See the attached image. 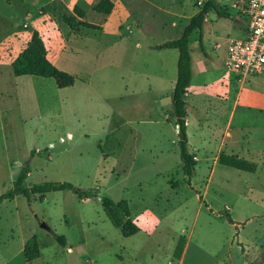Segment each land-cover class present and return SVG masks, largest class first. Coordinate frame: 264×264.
I'll use <instances>...</instances> for the list:
<instances>
[{"label": "rangeland", "instance_id": "rangeland-1", "mask_svg": "<svg viewBox=\"0 0 264 264\" xmlns=\"http://www.w3.org/2000/svg\"><path fill=\"white\" fill-rule=\"evenodd\" d=\"M111 1L107 19L93 10L99 0H0L3 58L18 51L22 33L40 29L59 64L79 81L63 91L62 118H41L52 92L42 88L38 98L27 77L2 66L0 196L13 189L21 170L28 187L70 183L96 193L85 200L64 190L42 201H3L0 264H264V74L237 81L224 67L227 41L246 27L236 8L242 0H215L227 18L211 11L202 47L197 31L190 39L186 122L189 152L197 159L191 187L176 127L166 121L173 120L178 53L158 46L177 39L206 0ZM74 5L102 31L70 30L61 18ZM205 86L211 93L204 95ZM220 90L229 94L227 105L201 111L203 97ZM204 123L216 129L205 130ZM103 197L113 205L126 200L139 232L123 237ZM33 236L40 256L26 263L22 248Z\"/></svg>", "mask_w": 264, "mask_h": 264}, {"label": "trees", "instance_id": "trees-1", "mask_svg": "<svg viewBox=\"0 0 264 264\" xmlns=\"http://www.w3.org/2000/svg\"><path fill=\"white\" fill-rule=\"evenodd\" d=\"M113 7L114 4L111 0H99L93 10L96 13L107 17L111 14ZM211 11H215L219 17L227 18L221 13V11L217 10L215 0H206L200 8L198 14L189 20V23L183 28L177 39L164 42L158 46L159 49H174L177 50L178 53L176 63V81L170 99L172 105V118L174 119V124L178 134L179 157L183 164L182 171L188 178L187 183L189 186L190 178L192 177L196 166L195 155L189 153L188 151V138L186 132L187 114L185 100L187 90L192 79L189 44L191 36L197 31L199 34V44L202 47L201 33L205 19ZM83 17L84 11L80 6L75 5L73 7L72 15H63L61 19L63 23L70 28V30H77L80 27L99 31L101 30L100 26L87 23L83 20ZM11 70L12 75L15 77L37 76L41 78H51L54 80L58 90L70 88L76 81L75 76L58 69L48 60L43 40L36 30L32 31L30 39L24 49L11 62ZM167 122H169V119H167ZM233 160L238 161L236 159H231V163H234ZM27 177V173L21 170L14 182L13 189L0 196V204L5 200H13L17 196H23L28 201H30L33 197H37L39 201H42L48 193L64 190L74 192L79 199L85 200L96 197L95 192L90 190H77L70 183L46 182L28 187L25 183ZM200 199H202V197H200ZM101 203L103 208L108 210L112 223L119 228L123 237L128 238L139 232V227L131 220V212L129 204L126 200H121L113 205V202L109 198L103 197L101 198ZM113 206H115L117 211L121 213L123 222L119 223L118 215L115 214L113 208H111ZM224 216L229 224H235L228 214H224ZM52 237L59 246L66 247V241L63 236H58L52 233ZM22 254L26 263H31L33 260L39 258L40 251L35 236L24 244Z\"/></svg>", "mask_w": 264, "mask_h": 264}, {"label": "built area", "instance_id": "built-area-1", "mask_svg": "<svg viewBox=\"0 0 264 264\" xmlns=\"http://www.w3.org/2000/svg\"><path fill=\"white\" fill-rule=\"evenodd\" d=\"M236 8L246 27L241 38L227 41L224 67L244 81L264 74V0H242Z\"/></svg>", "mask_w": 264, "mask_h": 264}, {"label": "crops", "instance_id": "crops-1", "mask_svg": "<svg viewBox=\"0 0 264 264\" xmlns=\"http://www.w3.org/2000/svg\"><path fill=\"white\" fill-rule=\"evenodd\" d=\"M75 6V5H74ZM73 6V7H74ZM83 10V9H82ZM72 11H73V8H72ZM239 12V11H238ZM240 14V13H239ZM85 15V13H84ZM111 15V14H110ZM107 16V19L111 16ZM208 17V15H207ZM207 17L205 19V23L207 22ZM88 23V22H87ZM204 23V24H205ZM92 24V23H90ZM93 25H96V24H93ZM0 26H1V22H0ZM96 26H100V25H96ZM37 27V26H36ZM101 27V30L102 31V26ZM38 28V27H37ZM89 29V28H88ZM35 30V29H34ZM91 30H94V29H91ZM32 29L30 30V32L28 33H22L20 37H18V42H17V46H18V51H16L15 53H12V57L10 58L8 56L9 59L5 60V58H3V56L1 55V50H0V76H2L3 72H2V66L5 65V68L6 70H8V68L11 70V62L18 56V54L24 49V47L26 46L27 42L29 41L30 39V36H31V33H32ZM36 31L39 33V35L41 36L42 40H43V43H44V46H45V49L47 51V58L48 60L53 63L58 69H62V70H65L67 72H69L70 74L74 75L73 72L68 69V68H65L63 66H61L57 60V57L56 54H52V45H51V42L50 40L48 39V37H46L47 40H49V44L51 45V47H47L46 43H45V39L44 37L40 34V29H36ZM96 31H99V30H96ZM243 32H244V28H239V37L238 38H241L243 36ZM25 34V35H24ZM1 41V39H0ZM215 47H217V45H215ZM1 49V47H0ZM10 52H13V50H11ZM207 70V69H206ZM176 72H177V68H176ZM10 74H12V70L10 71ZM228 75V74H227ZM229 76V75H228ZM23 77H27L29 80H30V83H31V87L33 88V91L34 93L36 94V96L39 98V97H43L45 94V91H43V89L46 88L49 89V91L52 92V94L54 95L53 96V101H52V106L50 105V103H47L44 107L45 109L41 110V107L39 109V114L41 116V118H46V117H59V118H62L64 116V106H63V98H62V94H63V91L66 90V89H69V88H65V89H62V90H58L56 85H55V82L53 79L51 78H41V77H37V76H23ZM222 76L219 77V79H221ZM229 79V77H227ZM231 78V77H230ZM1 79V78H0ZM192 80V79H191ZM176 81V80H175ZM229 81V80H228ZM232 81V80H231ZM76 82H79L77 81V78H76V81H75V84ZM82 83H84V81H81ZM40 84H43L42 86H40ZM74 84V85H75ZM175 84V83H174ZM73 85V86H74ZM72 86V87H73ZM70 87V88H72ZM174 87V86H173ZM43 88V89H42ZM173 91V90H172ZM211 93V88L209 86H205L203 88V93L204 95H206V93ZM2 92H0V96H2ZM215 96V97H214ZM189 97V94H188V90H187V94H186V105H185V108L186 106L188 105V98ZM228 99H229V94L227 93V91L225 90H220V92L216 95H213L211 97H208V96H204L203 97V101L200 102L199 105H201V111H203L204 113H210V111H218V109H220L221 107H225L228 103ZM234 107V106H233ZM187 114V113H186ZM187 118V116H186ZM168 119V118H167ZM167 121V120H166ZM172 121L174 122V119L173 120H169V122ZM168 122V123H169ZM175 125V124H174ZM187 125H188V122H186V132H187ZM204 125V129L205 130H208V129H216V126L215 128L213 127H210V126H207V124H203ZM176 127V126H175ZM201 128H203L201 126ZM226 133V136L222 135L221 136V139L219 140V145L220 143H222V141H225V138H227V136L229 135L228 133V129L227 131H225ZM68 136H70V134H68ZM211 136H214V135H211ZM188 138V136H187ZM209 137H207L206 139H208ZM205 139V138H204ZM203 139V141H204ZM206 141V140H205ZM224 145V143H223ZM226 145V144H225ZM189 146V145H188ZM220 146H218V150H219ZM217 150V151H218ZM188 151H190V149L188 148ZM232 152V151H231ZM190 153V152H189ZM193 154V153H191ZM194 155V154H193ZM238 157H240V155H238ZM248 157V156H247ZM195 161L197 163V159H196V155H195ZM28 175V174H27ZM190 187H191V184H190ZM132 220V218H131ZM134 223L136 222L134 219L132 220ZM137 223V222H136ZM135 223V224H136ZM23 250V248H22Z\"/></svg>", "mask_w": 264, "mask_h": 264}]
</instances>
